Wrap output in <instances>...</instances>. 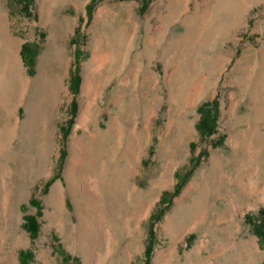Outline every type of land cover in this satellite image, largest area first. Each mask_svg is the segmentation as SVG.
Masks as SVG:
<instances>
[{
  "label": "rangeland",
  "instance_id": "374dc122",
  "mask_svg": "<svg viewBox=\"0 0 264 264\" xmlns=\"http://www.w3.org/2000/svg\"><path fill=\"white\" fill-rule=\"evenodd\" d=\"M89 1L0 0V264H264V0Z\"/></svg>",
  "mask_w": 264,
  "mask_h": 264
},
{
  "label": "trees",
  "instance_id": "16d2710c",
  "mask_svg": "<svg viewBox=\"0 0 264 264\" xmlns=\"http://www.w3.org/2000/svg\"><path fill=\"white\" fill-rule=\"evenodd\" d=\"M96 0H90L89 3L86 5L87 9H90L91 5L95 2ZM75 82H77V77L75 76ZM215 102V101H214ZM208 102H203L201 105L198 106V111L201 113V117L199 119V123H198V129L201 135H209L213 132V122L210 121V111L208 108ZM206 108V109H205ZM53 178H51L49 181L46 182V184L44 185L46 189V187L48 186V184L52 181ZM179 191V185H175L174 188V193H177ZM33 204L35 206L38 205V201L36 199H33ZM261 217H264V207L259 209L258 212ZM245 218L249 221L250 220V215H246ZM25 223H24V227L30 232V235L32 237H35L36 233H37V228H38V224L36 222V216L35 215H29L25 217ZM253 231L254 233L259 237V240L264 241V218L263 220L259 223H253ZM153 234L152 228L149 229V236L151 237ZM151 241L148 242L146 249H145V256H146V260L144 261V264L148 263V258L150 256V252H151ZM31 253L29 250H25L21 252V260H20V264H28V259L30 258Z\"/></svg>",
  "mask_w": 264,
  "mask_h": 264
},
{
  "label": "bare ground",
  "instance_id": "6f19581e",
  "mask_svg": "<svg viewBox=\"0 0 264 264\" xmlns=\"http://www.w3.org/2000/svg\"><path fill=\"white\" fill-rule=\"evenodd\" d=\"M187 19H189L188 18V16L187 17H185L184 19H183V22H184V25H185V21L187 20ZM4 42V44H6V42H5V40L4 39H0V49H3V51H5L6 50V52H4V54H2V57H4L5 58V60H6V63H7V65H6V73H7V75L8 76H11V77H13V78H16V80L19 82V83H23V89L25 88V86L26 85H28L29 84V82L30 81H28V80H26L23 76H22V74H21V70H20V68H19V66L17 65V62H15V60L13 61V59H12V55H13V53H14V51L12 52L10 49H8V47H7V45H6V48H3V47H1V42ZM11 62V63H10ZM17 66V67H16ZM62 74L61 73H59V77H60V79L62 78Z\"/></svg>",
  "mask_w": 264,
  "mask_h": 264
}]
</instances>
